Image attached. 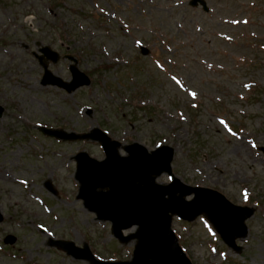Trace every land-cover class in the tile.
Here are the masks:
<instances>
[{
	"label": "rangeland",
	"instance_id": "rangeland-1",
	"mask_svg": "<svg viewBox=\"0 0 264 264\" xmlns=\"http://www.w3.org/2000/svg\"><path fill=\"white\" fill-rule=\"evenodd\" d=\"M57 1L0 0V264H89L51 239L87 243L105 260L132 256L133 243L120 244L111 224L77 199L74 157L84 151L101 160L100 145L62 142L40 126L68 133L98 126L124 144L174 147L181 181L256 209L238 253L205 218H175L193 263L264 264V153L257 149L264 147V95H252L255 85L264 89V0H206L208 13L190 0H62L54 7ZM43 46L75 57L92 85L72 95L42 86L34 54ZM70 64L61 58L49 69L70 80Z\"/></svg>",
	"mask_w": 264,
	"mask_h": 264
},
{
	"label": "water",
	"instance_id": "water-1",
	"mask_svg": "<svg viewBox=\"0 0 264 264\" xmlns=\"http://www.w3.org/2000/svg\"><path fill=\"white\" fill-rule=\"evenodd\" d=\"M197 1L195 0L193 5H196ZM201 3L205 6L203 1ZM205 9L207 10L206 7ZM40 51L43 56L38 58L45 70L42 85L57 86L72 93L90 84L88 76L79 71L77 61L71 57L69 59L75 62V65L71 66L73 80L64 82L54 76L48 70L46 60L57 63L60 55L49 47H43ZM3 112L4 108L0 106V118ZM42 131L63 140L91 139L102 143L107 155L106 160L97 162L86 153H81L76 158V178L81 184L79 198L84 201L85 207L95 212L99 219L111 221L113 234L121 242L128 243L134 239L138 241L133 261L117 264H192L179 247L171 229L173 215L191 221L204 213L231 248L236 249V240L247 236L245 222L253 216L254 209L235 206L216 191L180 189L177 186L167 189L155 183L156 177L165 171H171L169 164L172 150L163 148L149 154L145 148L135 144L125 147L129 157H121L118 153L121 144L111 141L99 129L87 135L67 134L45 128ZM105 188L107 191H98ZM192 193L196 194V198L193 202L186 203L184 197ZM165 195H169V199H166ZM2 220L0 212V222ZM134 225L139 227L138 231L124 237L122 231ZM13 242V238L7 239V243ZM51 245L75 258L91 261L92 264H113L97 261L87 245L80 249L75 247L74 243L53 240Z\"/></svg>",
	"mask_w": 264,
	"mask_h": 264
}]
</instances>
